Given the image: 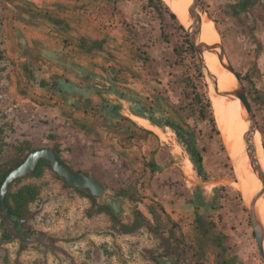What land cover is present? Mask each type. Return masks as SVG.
Segmentation results:
<instances>
[{
  "label": "rangeland",
  "instance_id": "rangeland-1",
  "mask_svg": "<svg viewBox=\"0 0 264 264\" xmlns=\"http://www.w3.org/2000/svg\"><path fill=\"white\" fill-rule=\"evenodd\" d=\"M233 1L201 0L229 63L241 75L248 74L242 82L264 150V0L242 14L241 20L227 11V3ZM46 17L63 19L66 31L51 26ZM163 30L169 39L162 38ZM35 31L43 37L33 38ZM81 35L105 38L102 51L78 52L74 42ZM183 36L174 20L166 15L163 24L145 0H0V50L4 54L0 59V162L12 158L14 145L21 141L35 147L58 144L75 169L92 167L114 195L134 184L142 202L125 198L135 211L139 205L146 211L150 203L162 205L177 223L172 237L182 241L172 239L170 254L165 255L156 234L145 226L119 233L105 212L93 210L88 216L90 202H82L81 195L45 170L39 178L27 176L11 186H41L23 223L36 239L0 241V264H156L161 255L175 256L172 264H195L197 216L213 223L225 247L221 251L205 243L199 259L202 264L242 258L246 253L262 264L237 182H233L232 156L225 148L229 137L225 134L224 141L218 126L215 94L210 92V83L207 87L195 51L194 55L187 51ZM74 59L85 63L91 73V77L79 78L80 84L89 79L93 88L87 116L80 113L78 105L84 102L78 94H52L37 83L40 78L59 77L52 75L56 67L69 74L77 63ZM203 91L210 99L219 136L193 105V94ZM129 113L142 118L149 128ZM168 115L181 129L163 123ZM90 120L95 133H88V142L77 144L81 148L69 143V125L61 123L64 129L59 132L61 124L54 122ZM73 153L79 159H73ZM119 218L125 223L131 220L128 214Z\"/></svg>",
  "mask_w": 264,
  "mask_h": 264
},
{
  "label": "trees",
  "instance_id": "trees-1",
  "mask_svg": "<svg viewBox=\"0 0 264 264\" xmlns=\"http://www.w3.org/2000/svg\"><path fill=\"white\" fill-rule=\"evenodd\" d=\"M259 0H235L233 2L227 3V11L230 15L235 17L237 20H241L242 14H248L250 10L253 8V6L258 2ZM146 5L157 13L160 21L165 24L166 23V15L170 17V19L174 20L176 25L179 29H181L184 32V44L192 55H194V48L191 45L188 36L184 30V27L180 22L178 21L175 13L168 7V5L163 0H145ZM46 19L50 22H52L55 27H59L62 31H66V24L63 25V19H53L50 17H46ZM161 36L164 40L169 39V36H167L166 32L164 30L161 33ZM105 38L97 39V38H90L87 36H79L76 38L74 42V47L84 55H93L95 52L102 51L103 45L105 43ZM65 44H70L67 41H64ZM177 49L175 48L174 51ZM3 51L0 50V59L3 58ZM23 68L25 72L29 74V78H32V75H30V71L27 70V65H23ZM238 76L242 80L248 79V74L241 75L240 73L236 72ZM198 74L200 72L198 71ZM59 77L57 75L53 76L50 80H46L44 78H41L37 81L40 88L45 89L48 92H51L52 94L55 93V91H59L60 89L58 87L59 83L57 81ZM247 94V93H246ZM260 97H262L260 95ZM260 99V98H258ZM193 105L196 107V113L197 115L205 121H208L212 129L217 133L219 136V132L216 128L214 114L211 106L210 99L204 91L202 93L195 92L192 97ZM90 106V101H86L85 106L83 108L84 114H87V108ZM168 120L164 121L163 123L169 127H177L178 129H181V127L177 123H173L172 118L168 115ZM262 133L264 131L262 130ZM130 138V136H128ZM220 139V138H219ZM61 156V150L59 148L58 144H52L51 145ZM40 147V146H38ZM36 148L33 146L29 141H21L17 145H14L15 149V155L8 159L7 161L0 162V185L2 181L4 180L7 173L16 165H18L26 156L27 152L31 149ZM204 150V149H203ZM63 157V156H62ZM198 158L201 159L200 155H198ZM45 170H51L49 167V163L44 160L40 159L36 165V168L34 171L28 176V177H36L39 178L43 176ZM56 175V174H55ZM57 178L60 179L59 176L56 175ZM21 179H17L14 181L13 184L20 182ZM65 187H69L65 184H63ZM72 188V187H69ZM75 192H77L79 195L87 197L90 202L89 208L86 209V213L88 216L93 215L94 212L101 213L105 212L112 223V228H115L119 233H133L136 230H138L140 227L145 226L150 232H153L156 234L157 238L160 241V244L164 246V254L168 255L169 252V245L171 243V240L174 239V241L179 242V244L182 242L179 241L178 238L172 237L175 235V229L177 228V223L174 221L168 213L165 211L164 207L158 203H150L147 205V211L151 215V219H148L140 210H136L134 214L133 220H129L128 222H122L119 218V215H114L108 206L106 205H99L96 201V199L89 195L84 190H79L76 188H72ZM41 186L36 183H24L16 188L12 189L10 188L5 196V203L8 205L11 214L14 217L26 219L30 215V205L35 202L39 196H40ZM136 189L135 185H129L126 188H121L117 192L118 195H122L123 197L128 198L130 201H139L142 202V198L136 196ZM94 210V212H92ZM196 224V245L197 248L193 251V257H194V263L195 264H202L199 259L202 256V248L205 243L211 242L214 244L217 248H219L221 251H224V242L223 237L220 234H217L214 232V225L211 222H207L204 219H202L200 216H197L195 218ZM0 241L1 242H10L16 238H18L7 226V221L2 217L0 214ZM165 231L168 232V235H164ZM32 231L25 232L26 235H31ZM20 242H24L20 239ZM188 249H191L192 246L190 244L187 245ZM199 252H201L199 254ZM179 255V254H178ZM180 256V255H179ZM155 260V257H153ZM156 264L157 261L155 260ZM235 259L234 258H226L221 259L217 264H234Z\"/></svg>",
  "mask_w": 264,
  "mask_h": 264
},
{
  "label": "water",
  "instance_id": "water-1",
  "mask_svg": "<svg viewBox=\"0 0 264 264\" xmlns=\"http://www.w3.org/2000/svg\"><path fill=\"white\" fill-rule=\"evenodd\" d=\"M187 12L188 17L191 20L190 24L188 26L182 24V26L184 27L188 39L198 57L200 69L206 79L207 87L211 82L216 94L238 98L244 110V118L247 122V130L243 135L244 147L242 151L236 156H232L231 158L235 173V180H233V182L238 181L237 173L235 170V163L240 157L246 156L253 172L261 180L262 186L256 193H254V195L250 199L243 198L241 192H239L241 194L245 210L249 217L254 239L264 259V217H261L256 209L257 200L260 197L264 199V171L261 168L257 157V145L254 140L255 133L259 132L257 122L249 99L247 97L242 79L238 76L236 71L229 63L222 45L219 42L204 43L201 41V16H206L205 9L202 5L201 0H191ZM48 23L51 26H55L52 22ZM216 48L217 50H215ZM205 52L214 53L218 57L222 66L227 71L233 74L235 79L234 87L230 89L219 88L216 75L207 67L204 62L203 54ZM167 112L180 125H184L175 111L167 108ZM40 159H44L49 163L51 171L60 177L63 184L72 188L86 191L89 195L93 196L96 199L99 205L108 206L114 215L128 214L130 219L133 220V212L136 209L133 203H131L122 195H114L113 192L107 187V185L104 184V182L99 178H97L91 170L74 169L70 162L63 158L52 146L46 145L36 147L28 151L25 158L7 173L0 185V214L8 222L12 232L19 239L31 242L36 239V235L25 234L26 228L23 225L25 219L14 217L11 214L8 205L5 203V196L15 180L27 177L34 171ZM137 208L141 210L147 217H151L150 213L146 211L143 206L139 205ZM156 259L158 264H172L175 261V256L161 255L156 257Z\"/></svg>",
  "mask_w": 264,
  "mask_h": 264
},
{
  "label": "bare ground",
  "instance_id": "bare-ground-1",
  "mask_svg": "<svg viewBox=\"0 0 264 264\" xmlns=\"http://www.w3.org/2000/svg\"><path fill=\"white\" fill-rule=\"evenodd\" d=\"M175 13L179 22L185 26L190 24L188 17V7L191 0H163ZM208 16V15H207ZM209 18V17H208ZM206 16H201L200 38L204 43H217L218 36L213 28L212 22ZM217 50V48L215 49ZM203 57L206 59L207 67L216 75L218 86L221 89H230L235 86V79L231 72L227 71L214 53L205 52ZM230 83V84H229ZM210 92L215 94L213 101L218 126L223 140H227L225 148L230 156L239 154L243 147V135L247 130V122L244 118V110L236 97L219 95L214 92L213 85L210 82ZM140 125L147 126L144 120L131 114ZM148 127V126H147ZM227 134L228 137H225ZM225 135V136H224ZM226 138V140H225ZM255 143L257 145V157L261 168L264 171V150L261 145L259 132L255 133ZM226 142V143H227ZM225 144V143H224ZM236 173L239 174L237 181L238 190L243 198L250 199L262 186L261 180L253 172L252 167L246 156L240 157L235 163ZM256 209L261 217H264V199L259 198L256 202ZM264 247V240H263Z\"/></svg>",
  "mask_w": 264,
  "mask_h": 264
},
{
  "label": "crops",
  "instance_id": "crops-1",
  "mask_svg": "<svg viewBox=\"0 0 264 264\" xmlns=\"http://www.w3.org/2000/svg\"><path fill=\"white\" fill-rule=\"evenodd\" d=\"M43 36H42V34L40 33V31H35V33L33 34V38H42ZM77 63H74L75 65H73L72 67H73V70L69 73V74H66L64 71H62V68H59V67H56L55 68V71H52V75L54 74V73H56V74H59V79H60V84L61 85H58V87H59V89H60V92L57 90V91H55V92H58V93H60V94H63L64 95V93L66 94V93H71V94H73V93H76V94H78V96H77V98H79V97H81V101H83L84 102V105L83 106H79L78 105V107L80 108V113L83 115V116H87L88 115V113L87 114H84V112H83V108H84V106H85V103H86V101H88L89 99L88 98H90L89 96H90V90L91 89H93L92 88V86L90 85V80L88 79L87 81L86 80H84L83 81V83L82 84H80L79 83V78H81V77H85V78H87L88 76L89 77H91V73H90V71H89V68L86 66V65H84L85 63H78V62H80V61H78L77 59H74ZM87 64V63H86ZM41 79V78H40ZM45 79V78H44ZM112 96V95H111ZM116 101V100H115ZM70 105L73 107V108H75L74 106H75V102H74V100H72L71 102H70ZM77 106V105H76ZM133 114V113H132ZM60 115H62V114H60L59 113V116ZM128 115V114H127ZM131 115V113H129V115L128 116H130ZM134 115V114H133ZM61 118H63L62 116H61ZM60 118V119H61ZM55 123H66L67 125H69V128L72 130V133H70V135H69V143L70 144H72V145H74L76 148L78 147H80L81 148V146L80 145H78L77 146V144L80 142V143H82V144H84L85 142H88V140H89V134L88 133H95V130H92V128L90 127L91 125L90 124H92L93 123V121H54ZM77 123V124H81L80 126H78V127H75V126H73V124L74 123ZM60 128H61V131H59V132H62V130L64 129V127L62 126V124H61V126H59ZM63 140V139H62ZM61 142V140L59 141V143ZM59 148H60V146H59ZM98 148H99V153H102L104 150H102V144H101V142H99L98 143ZM61 154H62V152H61ZM62 156L63 157H65L69 162H70V164L72 165V163H71V160H70V158H68V157H66V155H64V153L62 154ZM71 157L73 158V159H79V156H78V154H76V156H75V154L73 153L72 155H71ZM101 157V155L100 154H98L97 155V158H99V159H101L100 158ZM82 157H80V159H81ZM102 160V159H101ZM102 162V161H101ZM73 166V165H72ZM73 168H74V166H73ZM75 169V168H74ZM86 170H91L92 171V173L97 177V178H99L101 181H103V179L102 178H100V176H98V175H96L95 174V172L93 171V169H92V167H87L86 168ZM81 200H82V202H87V201H89V199L87 198V197H84V196H82V198H81Z\"/></svg>",
  "mask_w": 264,
  "mask_h": 264
},
{
  "label": "flooded vegetation",
  "instance_id": "flooded-vegetation-1",
  "mask_svg": "<svg viewBox=\"0 0 264 264\" xmlns=\"http://www.w3.org/2000/svg\"><path fill=\"white\" fill-rule=\"evenodd\" d=\"M256 246H257V243H256ZM257 252L259 254L261 263L264 264V259L262 257L261 252L259 251L258 246H257ZM242 256H243L242 258L233 257L235 259L234 264H257V262H255V260L253 259V257L249 253H246L245 255H242Z\"/></svg>",
  "mask_w": 264,
  "mask_h": 264
}]
</instances>
